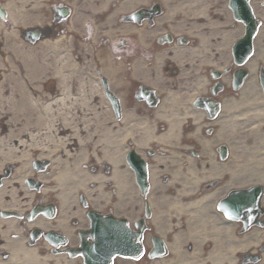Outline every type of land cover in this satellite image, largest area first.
Listing matches in <instances>:
<instances>
[{"label": "flooded vegetation", "instance_id": "af4514ba", "mask_svg": "<svg viewBox=\"0 0 264 264\" xmlns=\"http://www.w3.org/2000/svg\"><path fill=\"white\" fill-rule=\"evenodd\" d=\"M222 3L223 0H0L6 16L2 19L0 15V32L39 33V41L57 46L81 70L87 64L90 71L86 78L100 86L106 101L104 125L109 130L111 148H121L116 165L107 159L102 164V194L77 193L72 198L77 208L71 210L65 226L27 227L40 214L56 218L59 205L35 195L28 206L14 207L12 186H8L0 206V220L12 219L18 223V230L0 225V264L10 261L13 244L35 249L43 258L42 264H87L85 242L91 251H101L88 234L93 217L99 223L111 220L122 225L129 237L126 252L130 254L116 250L98 254L102 258L99 264L173 263L176 240L184 255L196 246L200 248L202 255L197 262L201 264L205 259L202 264H207L209 252H216L215 246L221 242L217 233L227 228L229 235H240L242 222L230 219L222 208L224 204L231 207L233 192L255 185L264 187V177L234 182L232 174L240 173L245 164L254 161L264 175V156L255 154L256 147H263L264 139L254 137L251 122L240 121V113L228 106L238 103L244 92H250V84L256 91L252 95L259 94V100L249 102L248 108L259 107L262 116L258 119L264 121V91L258 70L251 72L245 67L243 83L234 85L240 65L234 61L232 46L240 29L224 17ZM102 78L117 98L118 113L106 96ZM77 87L75 83L74 89ZM61 134L64 140L60 141V156L73 153L84 141L74 130ZM227 142L233 146L232 157L226 152ZM37 145L24 148L30 157L29 166L48 172L51 159L47 148L40 150L37 147L43 145ZM15 149L19 152L22 147L17 145ZM131 153L146 164V178L139 182L128 162ZM19 162L11 163L9 169L8 165L0 168V188L5 179L12 177ZM91 170L97 174L99 168L94 165ZM115 170L125 175L131 187L118 189L111 177ZM207 172L212 175L207 177ZM29 179L32 180L27 179L25 184L31 191L43 186L41 181ZM97 183L98 180L91 187ZM197 202L202 206L200 216L191 218L193 203ZM43 204L51 209H44ZM261 204L264 206V192ZM157 241L164 246L162 256L155 250ZM236 255L239 261L245 257L239 252ZM18 258L10 264L24 262L19 255Z\"/></svg>", "mask_w": 264, "mask_h": 264}, {"label": "bare ground", "instance_id": "6f19581e", "mask_svg": "<svg viewBox=\"0 0 264 264\" xmlns=\"http://www.w3.org/2000/svg\"><path fill=\"white\" fill-rule=\"evenodd\" d=\"M5 37L14 45L0 47V168L12 162H19L18 159L22 161L14 170L12 177L5 179L0 188V206L3 205V196L8 186H12L10 193L16 205L14 207H20L19 204L22 207L28 206L35 195L42 196V199L48 197L50 200L57 201L58 216L51 219L40 214L28 222L27 227L47 229L54 224L65 226L72 216L71 210L77 208L75 200L72 199L77 193L102 194V180L105 178L102 174V164L107 159L112 160L111 162L116 165L121 155V148L117 147L113 150L111 148L109 130L104 125L105 100L100 96L98 85L87 79L88 76L84 77V70L65 60L63 51L50 47L46 42L24 47L16 45L15 33H8ZM11 53L16 54L21 60L16 61L13 57L11 58ZM40 54L53 55V58L41 59ZM258 56L263 58L264 54L259 51ZM50 81L55 84L48 86ZM40 83H45L43 89H40ZM74 83L88 90H80L77 95H74L71 93ZM248 89L250 92H244L238 103L234 101L228 107L231 111L237 110V114L240 113V121L251 122L250 128L254 132V137L262 136L264 139V129H260L264 127V121L258 119L259 115L262 116L259 107L248 108L249 102L259 100V94L252 95L256 91L250 84ZM76 100L82 107L80 120L86 124V131L82 134L84 141L81 140L77 144L73 153L66 152L65 156H60L59 149L62 146L60 141L64 140L60 130L64 127L75 128L76 111L72 110V106L76 104ZM28 114L32 116L29 117ZM92 115L95 117H91ZM254 119L256 121H253ZM25 138L29 139L28 143L31 145L43 142L44 149L47 148V157L51 159L48 172H38L29 166L30 157L28 152L24 151L23 145L30 144L24 143ZM262 144L264 147V142ZM17 145L22 147L19 152L15 149ZM17 153L22 155L18 157ZM92 163L99 167L97 174L90 171ZM254 163L249 161L240 173L233 172V181L244 182L246 178L249 180L263 178V173L259 172ZM215 164L220 163L216 161ZM211 175L212 173H206L207 177ZM111 177L120 191L131 187L129 180L121 171L115 170ZM29 178L41 181L43 186L37 191H31L25 184ZM97 180L99 183L92 188L91 184ZM18 193H21L22 197H19ZM193 207L195 209L194 214L190 213L191 218L199 217L202 206L197 202L193 203ZM1 224L11 227L15 232L18 230V223L12 219L0 220ZM217 235L221 237V242L215 246L216 252L214 251L212 255L211 251L209 252L207 264H243L237 259L236 252L245 249L251 251L264 242V230L258 228L237 236L229 235L227 228H223ZM174 246L177 249L176 252L174 251L175 261L173 263L169 260L160 261L161 264H198V258L202 255L200 248L196 246L190 254L184 255L178 250L177 240ZM17 254L24 261L22 264H42L40 260L43 258L36 254L35 249H21L17 244L12 245L11 258L6 264L18 260ZM251 255L252 253L249 254ZM204 261L205 259L202 262ZM259 264H264V253Z\"/></svg>", "mask_w": 264, "mask_h": 264}, {"label": "rangeland", "instance_id": "374dc122", "mask_svg": "<svg viewBox=\"0 0 264 264\" xmlns=\"http://www.w3.org/2000/svg\"><path fill=\"white\" fill-rule=\"evenodd\" d=\"M263 36H264V35H263ZM3 42H4V40H3ZM5 43H7V44H5ZM4 44H5L4 47L11 46V44L14 45V43H13L11 40H9V39H8V40L6 39V42H4ZM16 45H17V44H16ZM40 56H41V59H42V56H43V55L40 54ZM12 57H13L16 61H20V60H21V59H19V57H17L16 54L14 55V53H13V54L11 53V58H12ZM36 58H37V59H40V58H38V57H36ZM40 84L42 85L43 83H40ZM41 85H40V89H42V88H41ZM74 108H75V106H74ZM28 115H29V117L32 116L31 114H28ZM28 115H27V116H28ZM257 148L259 149V147H257Z\"/></svg>", "mask_w": 264, "mask_h": 264}]
</instances>
